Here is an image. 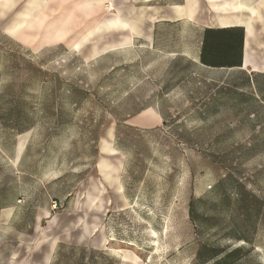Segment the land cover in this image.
Here are the masks:
<instances>
[{
	"label": "rangeland",
	"instance_id": "rangeland-1",
	"mask_svg": "<svg viewBox=\"0 0 264 264\" xmlns=\"http://www.w3.org/2000/svg\"><path fill=\"white\" fill-rule=\"evenodd\" d=\"M96 5L75 3L71 48L0 37V264H264V74L139 39L90 57L115 43L73 46Z\"/></svg>",
	"mask_w": 264,
	"mask_h": 264
},
{
	"label": "crops",
	"instance_id": "crops-1",
	"mask_svg": "<svg viewBox=\"0 0 264 264\" xmlns=\"http://www.w3.org/2000/svg\"><path fill=\"white\" fill-rule=\"evenodd\" d=\"M89 1L100 2V10L88 19L95 26L76 50L82 51L93 35L105 40L109 34L115 41L91 48L90 57L132 46L139 39L162 59L185 58L205 69L264 74V0H128L131 11L117 8L116 17L108 19L101 18L106 0H0V37L33 53L59 45L71 48L67 41L75 35L69 33L72 9L75 2ZM30 22L34 27L25 28ZM161 118L153 109L136 118L135 125Z\"/></svg>",
	"mask_w": 264,
	"mask_h": 264
},
{
	"label": "bare ground",
	"instance_id": "bare-ground-1",
	"mask_svg": "<svg viewBox=\"0 0 264 264\" xmlns=\"http://www.w3.org/2000/svg\"><path fill=\"white\" fill-rule=\"evenodd\" d=\"M76 3V2H75ZM55 22V21H54ZM30 25V24H29ZM60 33H62V32H60ZM65 33V32H64ZM68 34V33H67ZM60 35V34H59ZM62 35V34H61ZM54 38V37H53ZM60 39V38H59ZM79 39H80V37H79ZM65 40V39H64ZM83 43H82V41H80L79 43H77V44H75V45H73V46H75V47H80L81 45H82Z\"/></svg>",
	"mask_w": 264,
	"mask_h": 264
}]
</instances>
